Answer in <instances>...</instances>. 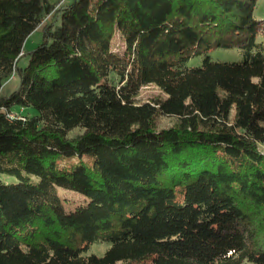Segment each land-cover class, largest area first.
I'll list each match as a JSON object with an SVG mask.
<instances>
[{"label":"trees","instance_id":"1","mask_svg":"<svg viewBox=\"0 0 264 264\" xmlns=\"http://www.w3.org/2000/svg\"><path fill=\"white\" fill-rule=\"evenodd\" d=\"M256 1L0 0V264H264ZM147 84L166 98L138 102ZM52 185L88 200L62 213Z\"/></svg>","mask_w":264,"mask_h":264},{"label":"rangeland","instance_id":"2","mask_svg":"<svg viewBox=\"0 0 264 264\" xmlns=\"http://www.w3.org/2000/svg\"><path fill=\"white\" fill-rule=\"evenodd\" d=\"M56 1V9L62 7L64 4L70 2V0H55ZM254 18L257 20H262V24L264 26V0H257L254 7ZM59 21L57 10L54 12L52 16L46 18L44 23H57ZM43 35L42 29L39 28L34 31L25 41L23 51L26 53L19 59V65L23 66L26 64L28 59V52L35 50L42 42ZM256 41L259 43H264V33H260L256 37ZM111 47L113 51L121 52L124 49L123 42L118 33H115ZM264 53V51H263ZM208 56L212 61H221V62H240L243 59L242 50L238 47H217L209 51ZM204 56L199 55L188 59L186 62V66L188 67H198L202 64ZM18 78L15 75H12L9 80L5 81L3 85L0 87V92L3 95L10 94L17 86ZM156 98H166L165 94L155 85L147 84L142 86L136 96V100L138 102L151 101ZM20 108L15 106L12 108V113L15 115H24L26 117L31 116V114H35V110L31 108H25L23 112H18ZM175 122L174 118L161 116L158 120V125L160 128H167L171 126ZM75 133V132H74ZM72 133V134H74ZM51 198L56 203L58 207L62 208V213H68L73 211L74 209L82 208L86 204L88 198L82 194L77 192L61 189L54 185L51 188ZM39 196L44 197L46 194H40ZM109 244L107 242H100L94 244L89 253H94L96 255H102L103 252L107 249Z\"/></svg>","mask_w":264,"mask_h":264},{"label":"crops","instance_id":"3","mask_svg":"<svg viewBox=\"0 0 264 264\" xmlns=\"http://www.w3.org/2000/svg\"><path fill=\"white\" fill-rule=\"evenodd\" d=\"M24 110L23 109H19L18 112H23Z\"/></svg>","mask_w":264,"mask_h":264}]
</instances>
